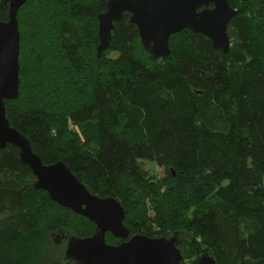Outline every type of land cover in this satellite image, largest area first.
I'll list each match as a JSON object with an SVG mask.
<instances>
[{
  "label": "trees",
  "instance_id": "1",
  "mask_svg": "<svg viewBox=\"0 0 264 264\" xmlns=\"http://www.w3.org/2000/svg\"><path fill=\"white\" fill-rule=\"evenodd\" d=\"M252 1L248 13L229 1L238 14L228 28V54L214 48L206 36L184 30L171 37L169 57L154 59L143 48L129 16L115 24L110 47L97 57L98 16L106 11L108 0H29L18 13L17 100L22 95L26 38L22 17L38 16L37 27L56 20L59 49L68 68L84 76L88 54L96 50L97 72L88 92L86 84L80 88L86 99L67 114L80 127L85 144L95 145L82 149L42 103L17 109V100L8 101L7 118L44 164L65 162L98 194L102 187L127 179L142 201L150 191L149 174L141 163H155L178 190L206 204L205 209L194 210L189 221L208 242L210 253H200L211 254L217 264H264V0ZM59 9L64 14L51 16ZM8 18L6 8H0V21ZM35 182L18 148L9 145L0 150V264H35L41 253L32 239L37 233L51 238L63 230L87 238L95 230L92 222L35 190ZM41 201L86 221L90 235L65 226L52 232L38 228L42 212L35 204ZM176 232L188 235L178 247L195 241L189 231ZM47 244L53 253L58 249L54 240ZM63 256L49 264L75 263L65 262Z\"/></svg>",
  "mask_w": 264,
  "mask_h": 264
},
{
  "label": "water",
  "instance_id": "2",
  "mask_svg": "<svg viewBox=\"0 0 264 264\" xmlns=\"http://www.w3.org/2000/svg\"><path fill=\"white\" fill-rule=\"evenodd\" d=\"M29 0H1L0 8L8 11V20L0 21V150L13 146L20 151V160L29 166L36 178L35 190L48 194L62 208L86 218L95 225L92 236L79 237L61 230L56 243L66 242L63 259L76 264H183L179 245L188 237L176 232L167 237L145 235L131 237L125 224L126 211L113 197H98L77 178L65 162L44 164L33 151L28 138L11 126L6 102L20 96V43L18 13ZM238 10L229 0H108L106 11L98 16L99 44L97 57L110 47L115 24L125 16L137 26L143 48L154 58L171 55L170 40L188 30L202 34L214 48L228 54L231 39L228 33ZM121 240L107 243V236ZM197 264H217L209 253H200Z\"/></svg>",
  "mask_w": 264,
  "mask_h": 264
},
{
  "label": "rangeland",
  "instance_id": "3",
  "mask_svg": "<svg viewBox=\"0 0 264 264\" xmlns=\"http://www.w3.org/2000/svg\"><path fill=\"white\" fill-rule=\"evenodd\" d=\"M87 1L93 2L94 0ZM229 1L234 8L240 9L244 13H248L254 6L252 0ZM60 10L51 16L64 14ZM24 17H22V25H24L26 38L21 57L22 95L17 102H14V106L17 109H24L32 104L42 103L46 105L50 115L62 123L67 134L72 136L82 149L92 148L95 144H85L80 127L72 124L67 114L72 107L86 99L80 88L86 84L85 89L87 92L89 91L90 82L97 72L96 50L94 53L88 54V72L82 76L65 64L59 49L60 30L57 29L56 20H53L52 25L48 26L46 23V26L37 27L34 25V20L39 21L38 16L33 19L34 15L25 14ZM109 56L116 57L117 54H110ZM49 65L52 66V70L49 69ZM141 164L149 174L148 186L150 191V196L142 199V201L137 200V190L127 179L116 186L102 187V194L92 190L90 192L101 198L111 196L125 206L127 210L125 223L132 228L131 236L145 235L151 238H160L171 235L178 230L189 231L195 236V241L192 244L184 243L179 248L184 258L183 264H197L198 254L200 252L210 253V250L208 242L198 235L189 221L193 211L205 209L206 204L195 199L193 195L184 194L178 190L174 184H171L166 171L155 163L144 161ZM35 206L41 208L42 212L38 228L52 232L56 228L65 226L74 232L90 235L91 226L73 213L49 205L45 201L36 203ZM32 239H35L34 242L41 249H37V252L41 251V253H37L35 264H49L51 261L62 260L66 242L54 244L59 250L54 248L55 253H53L47 241H56L57 236L50 238L49 234L37 233ZM121 242L112 235L107 236V243L110 245H118Z\"/></svg>",
  "mask_w": 264,
  "mask_h": 264
},
{
  "label": "flooded vegetation",
  "instance_id": "4",
  "mask_svg": "<svg viewBox=\"0 0 264 264\" xmlns=\"http://www.w3.org/2000/svg\"><path fill=\"white\" fill-rule=\"evenodd\" d=\"M132 237V236H131ZM56 242V241H55Z\"/></svg>",
  "mask_w": 264,
  "mask_h": 264
}]
</instances>
